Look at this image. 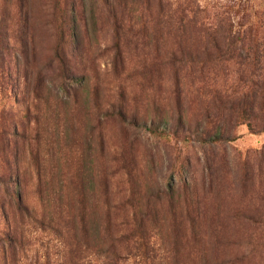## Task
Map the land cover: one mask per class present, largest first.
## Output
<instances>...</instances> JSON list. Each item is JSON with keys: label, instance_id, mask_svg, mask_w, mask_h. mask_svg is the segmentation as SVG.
I'll list each match as a JSON object with an SVG mask.
<instances>
[{"label": "rangeland", "instance_id": "obj_1", "mask_svg": "<svg viewBox=\"0 0 264 264\" xmlns=\"http://www.w3.org/2000/svg\"><path fill=\"white\" fill-rule=\"evenodd\" d=\"M63 1L76 12H72L74 20L81 15L76 24L73 20L64 26L67 31L73 30L76 37L68 57L70 78L63 82L57 64L41 68L43 61H39L37 69L42 71L40 90L50 89L70 101L76 93L87 97L93 78L98 77L102 102L108 110L117 106L122 86L129 87L125 88L127 91L139 87L137 93L143 96L139 102L149 107L152 119L158 111L160 116H165V126L170 130L176 129L172 118L182 116L185 119L183 130L168 141L150 133L151 121L142 128L130 129L140 139L147 155L143 159L144 172H139L131 184L112 156L116 144L122 141L121 125L115 117H102L99 130L106 136L103 142L106 168L104 174L94 177L92 192H88L92 209L91 241L95 250L87 256L85 264H143L142 251L134 242V238L139 237L136 209H139V216L144 217L145 227L151 229L150 223L157 217L153 209L159 205L167 207L171 202L176 205V200H180L185 218L189 212L187 208H194L200 226L205 222V215L212 218L203 225L206 237L201 235L202 246L206 249L216 247V253L207 255L211 264H264V244L260 242L262 230L245 219L251 213L253 220L264 214V91L250 92L243 83L251 76L248 51L253 48L244 40L243 32L264 18V0H164L174 11L183 10L187 20L182 32L176 30L177 24L173 22L174 28L169 34L168 24L164 22L158 27V33H154L152 24L144 28L140 12L146 0H127L134 18L125 25L130 28L127 34L133 33V36L123 38V49H127L120 57L114 50L117 40L106 0ZM149 1L157 8L156 0ZM113 3L119 12L123 2L113 0ZM35 6L41 7L40 0H32V7ZM50 25L49 21L45 26L40 25L44 37L39 32L34 34L35 44L44 49L50 47L58 32ZM7 28L9 30L3 23L0 32ZM209 28L213 31L210 35L218 36V40L209 38ZM227 36L234 37V41ZM21 38L19 33L13 39H3L0 35V124L6 122L4 110L16 112L21 109L18 98L23 89L17 78V64L13 62L17 50L20 55ZM177 38L184 45H190L198 55L194 61H207L208 56L203 54L210 52L212 66L214 59L216 65L219 61L216 59L226 53L227 67L216 71L215 79L212 77L206 85L224 89L231 86L230 92H222V95L230 96L216 103L215 92H198L201 86L198 62L189 63L179 73L175 72L166 57V49L173 48ZM44 43L49 46L44 47ZM215 43H219L220 51ZM7 44L9 48L13 44L17 50L10 51ZM140 59L151 63L149 76L154 72L153 88L138 77V80L134 79L136 82L130 81L131 77L138 76L130 74L137 72ZM238 90L252 93L256 99L238 101L242 99ZM29 92L34 91L30 89ZM238 109H243L244 115L235 114ZM248 120L253 122L254 132L247 125ZM97 127L98 123H95L94 128ZM213 135H224V139L214 142ZM185 137L192 140L188 143L184 141ZM91 155H94L92 151ZM100 161L98 157L95 159V162ZM61 170L64 172V165ZM0 171L7 178L16 172L1 168ZM68 188L76 189L73 185ZM133 192L138 201L132 196ZM173 194L174 201L171 200ZM2 195L0 185V264H62L65 248L59 233L31 222L23 212L4 204ZM147 208L149 212H145ZM210 223L219 234H230L227 235L230 240L224 236L227 242L216 245ZM224 224L226 230L219 231ZM77 234L80 238L79 227Z\"/></svg>", "mask_w": 264, "mask_h": 264}, {"label": "trees", "instance_id": "obj_2", "mask_svg": "<svg viewBox=\"0 0 264 264\" xmlns=\"http://www.w3.org/2000/svg\"><path fill=\"white\" fill-rule=\"evenodd\" d=\"M121 1L123 3L120 4L119 12L113 0L105 1L114 22L117 40L114 50L117 57H120L127 49H123V38L133 36V33L127 34V29L130 28L125 25L133 20V11L127 0ZM156 2L157 8L149 0L144 1L142 12H140L144 28L147 29L152 24L154 33H158V27L160 28L161 23L164 22L168 24L166 27L169 34L174 28L172 27L174 22L177 24L176 30L182 32L187 23L185 12L174 11L165 4L164 0H156ZM40 5L41 7L33 8L32 0H0L2 8L0 27L3 23L9 27V30L7 28V31L0 32V35L3 39H13L16 33L22 37L20 55L13 44L11 48L7 44V48L10 51L17 50L13 56V62L17 64V78L23 89L18 98L21 109L16 112L4 110L6 122L0 124V168L16 171V174H9L8 178L4 177L0 171L2 199L4 204L23 212L31 222L40 223L44 229L59 233L60 242L65 248L62 264H85L87 256L92 255V251L95 250V244L91 241L92 209L88 203V192H92L91 184L94 177L104 174L106 168L103 161V142L106 136L99 130L102 117L104 115L115 117L121 125L122 141L116 144L112 156L120 169L126 172L131 184L139 172H144L143 159L147 155L145 148L140 144V139L130 129L142 128L151 121V128H148L150 133L168 141L183 130L185 119L182 116L172 118L176 124L175 130L165 126L167 120L165 116H160L158 111L152 119L149 107L146 108L139 102L143 97L137 93L139 87L135 91H127L125 88L129 87L122 86L117 106L114 105L108 110L102 102L103 95L98 77L93 78V85L87 97L76 93L70 101L64 100L59 93L50 89L40 90L39 80L42 71L37 69L40 66L39 61H43L41 68L57 64L61 78L65 82L67 78H70L68 70L70 46L76 40L73 30L64 29L65 23L70 24L74 20L72 12L75 11L70 10L69 3L63 0H40ZM193 13L196 14V12ZM77 19H81V15L73 21L75 24ZM46 21H49L50 26L56 28L58 32L50 47L44 49L35 44L34 34L36 32L41 34L43 30L40 25L45 26ZM257 24L260 27L251 25L243 32L246 38L244 40L253 47L248 51L251 76L247 82L243 81L250 92L264 91V30H261L264 28V18H261ZM212 32L209 28L208 35ZM41 35L44 37V34ZM213 37L216 35H210L209 38L215 40ZM216 39L218 40V36ZM228 39L234 41V37L229 36ZM225 40L228 42L227 38ZM215 44L220 51L219 43ZM228 44L231 47L229 42ZM48 46L49 43L48 45L44 43V47ZM166 51L168 62L176 73L182 71V68L187 67L189 63L198 62L197 75L201 83L198 92H215L213 97L216 98V103L230 96L222 95V92H230L231 86L224 89L210 88L206 85L207 81L215 77L216 71L227 67L226 53L216 59L219 60L216 65L214 59L211 66L210 52L203 54L208 56L207 61H194L198 55L194 53L190 45H184L180 38L176 39L173 48ZM150 70L151 63L147 59H140L136 69L139 73L130 74L138 76L131 77L130 81L136 82L134 79L138 77L144 84L147 83L146 85L153 88L154 72L149 76ZM30 89L34 92H29ZM237 92L242 95V99L239 98L238 101L242 102L248 98L256 99L252 93L239 90ZM244 113L243 109L235 111L238 116ZM95 123H98L97 128H94ZM247 125L254 132L255 128L251 120L247 121ZM212 137L214 142L224 139V135ZM191 140V137L184 139L188 143ZM91 151L94 153L93 156ZM17 157L19 158L16 161ZM97 157L101 160L99 163L95 162ZM61 165H64V172L61 170ZM69 185H73L76 189L68 188ZM132 196L136 198V201L139 200L134 192ZM174 199L173 194L171 200L174 201ZM187 209L189 212L185 218L180 200H176V205L171 202L167 207L157 206L156 210L153 209L157 217L150 223L151 229L145 227L146 221L144 217L139 216V209H136L139 237L134 238L135 234H133L132 238L136 240L134 241L136 247L142 251L143 264L212 263L207 255L216 253V247L206 249L202 246L204 240L201 236L206 237L203 225L206 226L212 218L205 215V222L200 226L201 222L198 220L199 216L196 218L194 208ZM145 212H149V209L147 208ZM196 212L199 214L198 209ZM251 215L252 213L245 219L262 230L260 242L264 244V214L257 220H253ZM210 225L212 226L211 234L216 238V241L214 240L216 245L227 242L225 238L230 240L227 236L230 234L221 235L216 232L213 223ZM78 227L81 233L80 238L77 234ZM222 229L223 232L226 230V224L219 228V231ZM169 241H171L170 245H168ZM171 256L172 259H168ZM115 259L118 262L120 258L117 256Z\"/></svg>", "mask_w": 264, "mask_h": 264}]
</instances>
